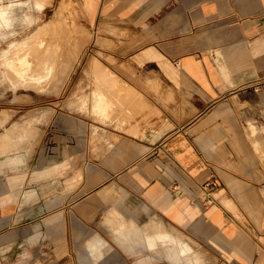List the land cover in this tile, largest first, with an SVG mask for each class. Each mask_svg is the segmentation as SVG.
Returning <instances> with one entry per match:
<instances>
[{
	"label": "crops",
	"instance_id": "1",
	"mask_svg": "<svg viewBox=\"0 0 264 264\" xmlns=\"http://www.w3.org/2000/svg\"><path fill=\"white\" fill-rule=\"evenodd\" d=\"M80 3L136 70L0 156V264H264V0Z\"/></svg>",
	"mask_w": 264,
	"mask_h": 264
},
{
	"label": "rangeland",
	"instance_id": "2",
	"mask_svg": "<svg viewBox=\"0 0 264 264\" xmlns=\"http://www.w3.org/2000/svg\"><path fill=\"white\" fill-rule=\"evenodd\" d=\"M81 1L0 0V9L3 10H0V156L11 157L13 153L29 150L35 136L41 135L60 108L98 118L108 110L110 92L106 88L112 70H136L131 68V60L118 58L110 52L124 46L123 42L100 41L107 31L94 25L82 9ZM10 22L15 25L7 26ZM18 57L20 62H28L32 69L36 61H46L54 68L50 73H47L49 70H30V73L39 71L46 75L45 81L31 83L22 80L23 77L19 79L7 64ZM92 60L97 61L103 70H94ZM191 241L195 247L203 249L198 242ZM150 253H157L164 263L173 264L158 249ZM204 253L207 264H214L210 252L205 250Z\"/></svg>",
	"mask_w": 264,
	"mask_h": 264
},
{
	"label": "bare ground",
	"instance_id": "3",
	"mask_svg": "<svg viewBox=\"0 0 264 264\" xmlns=\"http://www.w3.org/2000/svg\"><path fill=\"white\" fill-rule=\"evenodd\" d=\"M1 10V9H0ZM2 12H3V10H1ZM28 16V15H27ZM9 20H12V19H10L9 18ZM14 20V19H13ZM78 21V20H77ZM12 22H10V24L8 23V24H6L7 26H10V25H15V23L14 24H11ZM77 23V22H76ZM1 25H2V23H1ZM76 25H79V24H76ZM10 28V27H9ZM8 28V29H9ZM12 30V29H11ZM14 30V29H13ZM38 31V30H37ZM34 32H36V31H34ZM30 33V32H29ZM33 33V32H32ZM37 33V32H36ZM31 34V33H30ZM30 34H29V36H30ZM28 36V38H30ZM34 37V36H33ZM22 38V37H21ZM26 39V38H25ZM24 39V40H25ZM45 39V38H44ZM11 40V39H10ZM32 44V43H31ZM53 45V44H52ZM15 48V47H14ZM33 48V47H32ZM10 49V48H9ZM25 49V48H24ZM27 49V48H26ZM30 49V48H29ZM28 49V50H29ZM11 51V50H10ZM30 51V50H29ZM39 51V50H38ZM38 51L36 50V53H38ZM42 51V50H41ZM51 51V50H50ZM9 52V51H8ZM35 52V51H34ZM10 53V52H9ZM49 53V52H48ZM8 54V53H7ZM27 55V54H26ZM49 55V54H48ZM8 56V55H7ZM12 56V55H11ZM36 56V55H35ZM57 56V55H56ZM21 57H22V55H21ZM27 57H29V56H26V58ZM38 57V56H37ZM12 58V57H11ZM41 58V57H40ZM18 59H20V57H18V58H16V60L13 58L12 60H10V61H8L7 62V64L9 65V67H11V69L12 70H15L13 73H15V74H17L18 76V78L19 79H22V77H23V79L22 80H27L28 82H35V81H39V83H40V81L41 82H43V79H44V81H45V79L46 78H44L46 75H44V74H41L39 71L40 70H49L47 73H50V71L54 68L52 65H50L48 62L46 63V61H45V63H44V61L42 62V61H36L37 62V64L34 66V68L32 69V67H30V64L27 62V63H24V62H20ZM47 59V58H46ZM31 60V59H30ZM32 60H35V59H32ZM57 60V59H56ZM5 62H6V60H5ZM42 62V63H41ZM54 62V61H53ZM91 64H92V66H93V68H94V70L95 69H97V70H103L101 67H100V65H99V63H97V61H94V60H92L91 61ZM32 66V65H31ZM8 68V67H7ZM30 70H39V71H37V72H39V73H37V72H35V73H30L29 71ZM11 72V71H10ZM42 72V71H41ZM44 72H46V71H44ZM28 74V75H27ZM8 75V74H7ZM11 76V75H10ZM16 76V75H15ZM47 76H48V74H47ZM116 76V75H115ZM17 77H15V79L17 78ZM21 77V78H20ZM13 78H14V76H13ZM12 78V79H13ZM54 78V77H53ZM113 78V79H112ZM9 79V78H8ZM15 79H13L14 81H15ZM116 82V79H114V77H111V76H109V83L110 82ZM25 82V81H24ZM108 83V84H109ZM99 113V112H98ZM1 115V114H0ZM10 115V114H9ZM42 115V114H41ZM41 115H40V117H41ZM7 117V116H6ZM31 117V116H30ZM37 117V116H36ZM8 118H9V116H8ZM11 118V117H10ZM42 118H43V116H42ZM1 119H2V117H1ZM31 119H33V118H31ZM31 119H29V121L31 120ZM27 120V119H26ZM35 120V119H34ZM37 120V119H36ZM44 120V119H43ZM6 121V120H5ZM25 121V120H24ZM39 121V120H38ZM37 121V122H38ZM16 122V121H15ZM28 122V121H27ZM27 122H26V124H27ZM35 122V121H34ZM42 122V121H41ZM25 123V122H24ZM29 124H30V122H28ZM32 123V122H31ZM25 124V125H26ZM19 125V124H18ZM15 126V125H14ZM20 126V125H19ZM28 126H30V125H28ZM17 127V126H16ZM27 127V126H26ZM13 128V127H12ZM24 128H25V126H24ZM19 129V128H18ZM28 129V128H27ZM14 130V129H13ZM32 130H34V129H32ZM9 130H7V132H8ZM15 131V130H14ZM28 131V130H27ZM10 132H12V131H10ZM39 132V131H38ZM41 133V132H40ZM6 134V133H5ZM10 134V133H9ZM11 135V134H10ZM24 135V134H23ZM40 136V135H39ZM39 136H35V140H34V142H32V146H33V144L34 143H37L36 141H38L37 139L39 138ZM4 137V136H3ZM22 137V135L20 136V138ZM24 137V136H23ZM2 138V137H1ZM26 138V137H25ZM30 140V139H29ZM1 142V141H0ZM4 142V141H3ZM26 142V141H25ZM29 142V141H28ZM21 143V142H20ZM24 143V142H23ZM26 145H27V143H26ZM23 146V145H22ZM7 147V146H6ZM15 147V146H14ZM15 152V151H14ZM163 233H165V232H163ZM163 233H161V234H163ZM168 233V232H167ZM160 235V234H159ZM165 236H167L168 237V235H165ZM172 237L174 236V235H171ZM161 239V238H160ZM170 240H171V237H170ZM174 240H176V238L174 239ZM171 241H173V238H172V240ZM180 242V241H179Z\"/></svg>",
	"mask_w": 264,
	"mask_h": 264
},
{
	"label": "built area",
	"instance_id": "4",
	"mask_svg": "<svg viewBox=\"0 0 264 264\" xmlns=\"http://www.w3.org/2000/svg\"><path fill=\"white\" fill-rule=\"evenodd\" d=\"M210 184H216L214 181L207 183L205 186H208Z\"/></svg>",
	"mask_w": 264,
	"mask_h": 264
}]
</instances>
